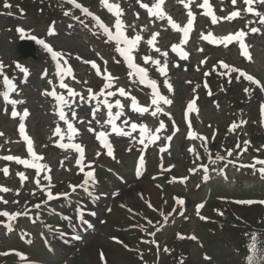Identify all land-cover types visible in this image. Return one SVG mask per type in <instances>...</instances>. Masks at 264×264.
I'll use <instances>...</instances> for the list:
<instances>
[{"label":"rangeland","instance_id":"rangeland-1","mask_svg":"<svg viewBox=\"0 0 264 264\" xmlns=\"http://www.w3.org/2000/svg\"><path fill=\"white\" fill-rule=\"evenodd\" d=\"M16 1L17 2H15V0H7V3L11 4L12 7L5 8V0H0V61H3L4 65L7 66L5 68V74H7L12 67H16L17 63H19L21 67L27 68L28 73L25 74L21 72L17 77H10V79L15 83L17 87V90L13 92L12 99L22 100L24 102L15 106L11 104L7 105V107H5L8 109L7 113H0V133L4 134L3 136H0V157L13 155L23 159L31 160V156L27 152L26 142L22 139L18 131L19 124L23 122L26 126V133L30 134L31 139L34 142L33 146L35 152L39 155H42L43 158L47 159V162L49 163H47L46 165L50 169V171H44L38 174L35 169L26 167L15 161H6L4 159H0V171L7 167L10 173L7 176L4 173L2 174V176L0 174V186H5L10 189L8 192L0 191V197H2V200H0V211H8L10 213H27V215L19 216L16 219L18 220L31 217L32 212L40 209L41 207H43V204L51 200L48 199L47 196L48 190H50L53 195H59L71 188L70 185H76V183L84 177L85 171L87 170L86 167L84 168V171L81 172L79 165L74 166L75 164H77V162L74 164L72 161H69L76 158L74 155L71 156L72 154L65 153L67 149L62 148H60V151L56 152L55 147L52 146L51 143H55L57 140L64 143L72 141L83 142L88 146L89 153H91L92 155L88 159L89 163L93 164L97 162L99 158L105 159L104 157L108 158V156L103 153L102 156L97 159V153L95 152L100 150L102 148V145L101 142L95 140L96 135L93 136V131H90V129L100 130V132L103 131L106 133H110V131H112L111 125L106 122L108 116L104 119L100 118L99 110L98 112H96L95 118H93L92 113L95 109L81 107L83 103L80 101L79 96H77L75 97V103L71 105V108L65 107L64 109L67 113L69 122H71L79 130L78 135H76L73 140L70 141L68 139V136L70 134L67 131V124L59 119L58 105L55 102L54 98H52L50 95H45V92L51 91L52 88L55 87L58 94H63L68 97V93H60V91L64 89L60 88L59 86L60 82L59 80H57V71L50 62L46 63V60H49L47 58L48 54L43 51L41 47L40 51L38 49L39 53H37V56L41 55L42 58L47 59L44 60L40 56L36 59L34 58L33 52L36 50H34V47L32 46V40L29 39L32 35H38L42 37L50 45H52L53 49L63 53V58L61 59L62 63L65 61L66 54L69 56V66L73 71H75L80 83H77L73 86L74 90L82 94L85 98H87L88 95L87 87H91L93 90H96V92L98 91L97 87H95L93 83V79L91 76L93 75L91 64L85 63V61H95L101 67L102 71L107 68L108 73H110L112 77L115 78L114 87L110 89V91H116L117 88L123 87L128 93H130L131 96L136 97L139 105H143L146 99H150L151 93L149 86L135 83L133 80L128 79L122 75L120 69L118 68L119 59L115 58L113 53H111L108 48V43L101 42L100 40H98L97 42L87 41L88 38L77 35L79 31H75V33L73 32L74 30H72V27H69V25H76L77 21H71L68 19H73V17L76 16H79L80 21H83V23L86 22L87 26L91 25L94 28L97 26L90 18H88V16L83 15L79 9H76L71 4L67 3V0H47V2H45V5L38 3V0ZM78 1L85 7L89 8L91 12L97 11L102 17H104L108 23L109 28L115 34L116 29L114 25L116 18H111L108 15V10L103 4H101V7H98V0H77V2ZM52 3H57L67 11L70 10L71 15L65 17L57 16L59 14V8L57 6L47 7V5L49 6ZM22 4H24V6H22ZM9 13L11 14L9 15ZM126 13L128 14V16H130L131 10H128ZM54 16H57L56 20L58 23L52 28H47V19L51 17L53 18ZM137 25L139 27V30L135 29L134 31H132L131 37H134L136 34L143 33L140 32L142 27H140L139 24ZM18 28H22L25 31L23 33H20L17 31ZM53 28L55 34H50L53 31ZM82 32L87 34V32L83 30ZM18 41H20L21 43V47L24 51L25 56H22L21 52H19L20 46L18 44ZM91 43L94 44L93 47L91 46ZM141 44H143V42L140 41L138 49L141 48ZM120 46L124 47L122 45ZM93 49H95L97 52H94ZM133 55L135 57L134 62L136 64L142 67H147L142 62V57L144 55H142L138 50L134 51ZM104 61H106L107 63L105 64ZM44 73H47V75H44ZM221 73L212 72V77L208 76L205 80V83L208 86L207 88L209 89L214 88V79H216V81L218 82V78H220L225 82L224 93H214L213 97L209 96L205 99L203 98L201 101V106L208 109V119L211 120V122L217 123L219 127L222 126L223 130L225 129V127H227L228 124H231L233 122V120H229V117H231V115L233 117L234 114L230 115L227 112L234 109L231 105L232 102L229 100L240 102L245 100L248 101L249 99L251 104L244 108L246 110H251V108L253 107V109L256 110V113L260 112L258 113V115L260 116L258 119L256 113L252 116H250L249 114V116L258 120L259 123L264 127V110H262V106H264V96H262V94H260L256 88H254L249 82L245 81L244 79L240 78L239 80H237L236 73H231V82H229V76L222 75ZM153 75L154 70H148V77L150 78ZM181 75L182 73L176 74L177 77ZM185 77L186 75L183 74L182 78ZM49 81H51L52 83L50 84ZM184 88V84L178 83L179 91H182ZM245 88H249L250 90L248 92H245ZM0 89L3 91H7L6 85H4L3 83V77H0ZM246 96L248 97V99H246ZM189 97H191V95H189ZM68 99L71 101L73 98L68 97ZM181 102L182 100L181 98H179L177 100V106L174 109L176 114L179 113V110L177 109L180 106ZM217 102L223 107L222 109L215 108V106H213V104ZM5 108L3 111H5ZM13 108H15V110L19 111L21 114L23 113L24 109H27L30 115L23 120H21L20 117L13 119L11 117ZM77 108H79V112L83 113L81 114V118L79 120H77L73 115V112H76ZM241 108H243V106ZM246 114L248 113L246 112ZM130 119L131 118L128 117V120ZM177 119L180 120L179 114L177 115ZM151 121H158V117L146 116L142 121V125L147 124ZM57 126L62 129L63 139H61L60 136H56L54 134V130ZM248 131L251 132V129H249ZM218 136H220V134ZM261 142H264V138L261 139ZM220 144L221 143H219L218 141L215 143L216 149H219L218 151H222L224 148L223 145ZM259 148L261 147L259 146ZM247 156L248 160L252 158L251 155ZM122 158V164L120 166L114 165V167H116L120 171L125 172L127 165L134 160V157L125 155L122 156ZM100 162L104 164V161ZM180 162L185 166L186 158L183 157ZM189 164H187V166H189ZM179 167L181 166L179 165ZM17 173H23L27 177V179L22 182ZM103 173L105 174V176H103ZM109 175V172L100 170V181L104 184H107ZM37 177L40 180L39 185H37V183L35 182ZM45 177H50L47 183H43V180H46ZM231 184L232 183H229V185ZM232 185L235 184L233 183ZM231 188L233 190L230 193L222 191L219 196L231 197L235 194V189L237 187ZM239 191L240 189L238 188L237 192ZM261 192L264 194V191ZM146 194H150L151 197L150 198L148 196H145L146 201L152 202L156 206L160 207L163 203L165 204L163 197H161L160 195L148 192L147 190ZM100 195L103 196L104 194L100 193ZM197 198L201 199V197ZM123 200L132 203L133 206L136 203L138 207L142 204L139 200V197H136L134 191L129 192V194H127V197L123 198ZM4 201H7V203H4ZM36 205H40V207L37 208L35 207ZM141 208L143 209V207ZM236 211L238 213L244 212L247 214V216H250L251 213L256 210L237 208ZM113 216L112 218L115 219L112 220L111 227L103 226L101 231L102 235L90 241L91 246L86 248L84 253L82 252V259L86 260V263L87 261H90L89 264H99L100 260L98 257L99 255L97 254L98 249L105 247V251L107 253V257L109 258L110 264H136L133 260L128 259L125 253H122V248L110 247V239L108 237L113 235V231L111 229H113L115 225L117 226L121 224L119 216ZM38 218L42 219V216H37V219ZM16 220L11 221V223H14ZM28 221L29 222L26 221L24 223V228H26L27 223L32 230V227H35V231H38L39 226L35 225L31 219ZM6 222L7 218L0 216V264L5 260L4 258L7 256L3 255L2 253H6V250L8 248L16 247V244H18L16 236L10 239L7 237L9 231L14 232L15 234H17V232L13 229L9 230L5 225ZM180 225L184 226V228H182V231L185 234L190 233L191 230H195V233H197L199 240L198 243H201L203 241V244H205L204 247H200L196 243L193 244L188 242L186 244H183L182 246L180 245V247L184 249L183 251L187 250V253L189 252V261L192 262L187 264H213V261L209 262L203 257L202 253L204 250L207 252L209 251L212 256L219 258L221 261H224L227 264L236 262L237 255H233L232 251L223 244L221 237H212L211 240L209 238L206 239L207 233H209V225H207V227H200L198 226V222L195 220L189 223H184L183 221H181L178 223V226ZM27 228L31 231L29 227ZM168 232L171 234V236L167 240V243L162 242V253L164 259L163 263L167 262V264H169V261L164 255V247H168V249H171L172 246L176 243L175 237L178 235V233L176 232L172 234L171 230H169ZM185 234L181 235L186 238L187 235ZM19 235H27V231L24 230L23 233ZM37 239L41 241L39 237H37ZM137 240L138 238H134V241L139 244ZM40 241H37L33 246L34 251L38 254L35 259L39 261H45L47 264H58L60 260L65 258L62 253H59L58 257L56 258H51L46 254L44 255V257H40L43 256V247ZM191 244L193 246H191ZM180 256L187 257L184 253H180ZM76 257H78L79 260L73 262L70 261L69 264H75V262L77 263L78 261H81V254H78ZM181 257L179 258V261L183 262L184 259L182 260ZM86 263L84 262L83 264ZM238 264L242 263L239 262Z\"/></svg>","mask_w":264,"mask_h":264},{"label":"snow or ice","instance_id":"snow-or-ice-1","mask_svg":"<svg viewBox=\"0 0 264 264\" xmlns=\"http://www.w3.org/2000/svg\"><path fill=\"white\" fill-rule=\"evenodd\" d=\"M137 2L140 4V7L144 8L147 10V13L149 14L150 17H156L159 20H165L167 19L168 24L171 26V28L177 32H181L183 34V39L181 41V44H176L173 45L171 48V51L176 53L180 59H187L188 58V53L186 51L182 50L181 45L182 44H186L188 39H189V33L193 28V21L195 18V14L194 12L191 10V4L195 3V0H189V2H185V0H178L179 3L183 4L184 7L186 9H188L187 12V16L189 17L186 26L181 27V25H179L178 23H176L171 16L167 15V13L162 9V5L165 3V0H156V3H154L152 6L149 5V3H144L143 0H137ZM67 3L73 5L76 9H79L84 15L91 17L95 22H96V26H98L100 29H102L104 35L107 37V40L105 42H109V41H115L117 47H116V51L120 54V56L123 57V59L127 62V66L133 70V72H130L129 75H136L139 77V82L143 85H147L151 88L152 90V99H151V105L155 106L154 110L151 111V115L152 116H156L158 113H163L164 109L161 107V103H163L164 105H171L172 104V100L169 99L167 96L161 94V92L159 91V86L157 84V81L154 79H150L148 77V70L145 67H142L138 64H136L134 62L135 57L133 55V52L138 50V46H139V42L143 39V37L140 34H136L134 37L129 38L126 34V30H125V25L123 24L122 20H121V16L123 14V10L120 8L119 4L116 3H111L110 0H101V3L107 8V10L110 13H113L116 17L115 20V34L113 33V31L109 28V26H107L106 24L103 23V21L101 20V18L99 16H96L94 13H92L89 8L85 7L83 4L77 2V0H67ZM231 3L233 5L236 4V0H231ZM243 3L247 6L246 7V11L252 15H255L256 17L259 18V24L264 25V13L254 9L252 7V5L254 3H259L261 5H264V0H243ZM200 8H207L208 12L206 13L207 15L211 16V21L213 24L217 23V17L213 14V10L211 8V5L209 3V0H203L202 4L197 5ZM5 8H11L12 5L7 3V0H5V4H4ZM22 11V10H21ZM11 13H9L10 15ZM239 12L238 11H233L229 17H226V19H232L234 17L239 16ZM65 16H69L71 15V11H65L64 12ZM139 16V14L137 13V17ZM73 19L80 21V17L76 16L73 17ZM81 23H83V21H80ZM69 27H71V25H69ZM85 27H87V25H85ZM18 32L23 33L25 30L22 28H18L17 29ZM251 32L252 33H259L260 29L253 27L251 28ZM50 34H55L54 33V28L53 31ZM247 35V33L243 30H240L239 32L235 33V34H229L225 37H222L220 39H216L214 38L210 33L208 35H203L202 38L204 40L209 41L210 43L213 44H220L223 43L225 44V46L228 43H231L233 41H237L239 42L240 48L242 49V54L244 57L248 58L249 60H251V55L248 51V47L245 45L244 43V38ZM159 36V33H154L151 35V37L147 40V44L149 46H151L153 48L154 51H156L157 53H160L161 56H163L164 59V63L161 64V60L160 59H153L151 56H143L142 59L144 61L145 64H148L149 62L154 65L156 67V70L160 73L161 76H164L165 78H167V56H168V52L167 51H161L160 48L155 46V42L157 41V37ZM33 39H36L35 37H32ZM38 43H40L41 45H43V47L49 52L51 53V57L54 61H56V68H57V75L60 77V88L63 89H67V93H68V97H72L73 99L70 101L68 99V97H66L63 94H58L55 87L52 88L51 91H46L45 95H50L52 98H54V100L56 101L57 105H58V116L59 119L63 122H65L67 124V131L70 134L68 136V139L71 141L73 140V138L78 135V129L68 120V116L67 113L65 112V107L71 108V105L73 103H75V97L79 96L80 101L83 102L86 98L76 92L74 89L70 88L68 84L64 83V79L65 76H72L73 79L75 78L73 76V70L70 66H67L66 68L63 67L60 63L61 59L63 58V53L54 50L51 45H49L48 43H46L44 40H38ZM120 45H124V47H121ZM202 50V49H201ZM85 63H90L91 67L93 69L96 70L97 75L102 76L105 79V84L103 86V88L99 91V93H96L93 91V89L89 88L88 89V100L89 102H91V100H96L97 101V107L96 109L93 111L92 115L93 118H95L96 112H98L100 110V105L103 104L104 106L107 107V123L111 125V130L113 133H116L118 135H122V136H132L133 132H136L137 129H139L140 132V139H139V143L141 145L145 144V138H146V134H147V139L150 142H156L160 139V135L159 133L163 130L166 129V125L163 121H161L159 123V127L155 130V133L150 132V130L147 128L146 125H138L137 123H131L130 124V129L131 131H125L123 127L117 125L116 121L124 114L123 113V107L124 105L121 103L120 100H116L115 101V105H113V103H110L108 100V97H113L116 96L117 94L121 97H127L130 98L131 100V110L137 113H148L149 112V108L148 107H142L138 105L137 99L134 96H131L130 93H128L123 87L117 88L116 91H106L107 89H112L114 87V80L115 78L112 77V75L110 73H104L101 70V67L95 62V61H85ZM104 63L106 64L107 62L104 61ZM201 63H205V61H201ZM64 64H67V61H64ZM222 69L226 70L223 71L221 74L222 75H226L229 76V82H231V73H238V75L236 76V79L239 80L240 77H244L248 82H250L251 85H254L255 88L259 89L261 92H264V83H262L259 79H257L255 76L248 74L247 72L234 67V66H229L227 63L224 62H220ZM174 66H179V64H176ZM7 66L4 65L3 61H0V77H3V83L4 85H6L7 87V91L0 93V96L3 97V99L8 103L11 104L13 106L18 105L23 103L24 101L22 100H17V99H11V93L15 92L17 90V87L15 85V83L5 74V68ZM16 67L23 73L27 74L28 73V69L27 68H23L19 65V63L16 64ZM44 75H47V73H44ZM49 83L51 84L52 82L49 81ZM165 86L167 87V89L169 91H172V85L170 83H168L167 79H165L164 81ZM189 83H191V81H189ZM205 87L207 88V84H205ZM250 89L249 88H245L244 91L248 92ZM209 95H211V92L209 91L208 93ZM103 96L104 99L101 101L100 97ZM198 98V97H197ZM194 98L192 101H190L187 105V112L188 113H192L194 111H198L197 107H196V99ZM113 107L119 108L121 109V111L116 112L115 114H113ZM262 110H264V106H262ZM8 109L5 108V112L7 113ZM30 115L29 111L27 109L23 110V113L21 114L19 111L15 110V108H13L12 112H11V117L13 119L20 117L21 120H23L24 118H27ZM73 115H75V112H73ZM246 123V121H241V124ZM125 125H128V120L124 121ZM239 125H237L236 123H233L231 125V129L235 130ZM189 127H190V122H189ZM178 130V129H177ZM19 134L20 136L23 137V140L26 141V147H27V152L28 154L31 156V160L29 159H23L20 157H16L13 155H6V156H2L0 157V159H4L6 161H15L21 165H24L26 167L35 169L36 172L39 174L41 172L44 171H50V169L48 168V166L46 164L40 163V161L43 160V157L40 156L39 154H37L34 150V142L33 140L26 134V126L23 122H21L19 124V128H18ZM90 131H95V129H90ZM54 134L56 136H60L61 139H63V133H62V129L57 126L54 130ZM3 133H0V136H3ZM107 133L106 132H99L98 133V139L101 141L102 145L107 149V155L110 157L114 158L113 155V148L110 144V142L107 140ZM189 138L195 139L197 138V133L195 132H190L189 133ZM172 136H168L167 140L171 141ZM204 140H206L207 138H202ZM245 144H250V141H245ZM60 148L62 149H74L77 153H79V160L77 161V164L80 166V170L81 172L84 171V165L81 163V161H83L84 159V148L82 145L77 144V143H59L58 145ZM237 147H239V145H237ZM131 150V149H129ZM247 148L244 149V151H246ZM161 151H166V148H161ZM191 152H195V149H190ZM257 151H260V149H257ZM232 152L228 151V156L231 157ZM197 159H199V156L197 155ZM224 157H220L217 156L216 160H223ZM144 158L141 156L139 159V165L142 168L144 166ZM213 163H215V161H213ZM229 163H232V161H229ZM259 164V165H264V160H260V159H256L254 161V163L252 165H241V167H253L255 168V166ZM201 167L204 169L205 172L208 171V168L206 165H201ZM3 173L7 176L9 175V169L7 167H5L3 170ZM190 171H195V169H192ZM259 172L261 175H264V167H260L259 168ZM17 175L20 177L21 181L23 182L24 180L27 179V177L23 174V173H17ZM86 176L88 178H92L94 177V171H88L86 173ZM46 179H50V177H45ZM37 185L40 184V180L37 177L36 181ZM88 180L86 179L84 184H87ZM84 185H80V187H83ZM72 191H75L77 188V185H70ZM10 189H8L5 186H0V191L2 192H8ZM67 195V194H64ZM47 196L48 199H53V198H58V197H54L53 193L48 190L47 192ZM177 202L180 205L184 204V200L180 199V198H176ZM0 200H2V197H0ZM4 203H7V201H4ZM238 203L241 204H248L251 205L253 203H257V201H252V200H243V201H238ZM259 203L264 204V201H259ZM35 207H40V205H36ZM149 207L151 208L152 205L151 203H149ZM198 207H203V205H199ZM183 213L181 212V215ZM21 215H27V213H20V212H15V213H10L8 211H0V216H3L5 218H7V223H6V227L11 230L12 229V224L11 221L16 220L19 216ZM222 215V213H221ZM165 221L167 220V216L164 217ZM206 219V218H205ZM149 224H151V221H148ZM159 230V229H157ZM151 236H155V233H150ZM77 239L79 237H76ZM178 238H185L183 235L178 234ZM191 239L195 240L197 239L196 236H191ZM151 243L156 244V247L159 248V245L157 242H155L154 240L151 241ZM165 252H169L170 250L165 248L164 249ZM250 251V255L247 257V261L248 264H264V256L260 255L258 253V249H257V245L255 240H253L252 244L250 245L249 248ZM3 255H8L9 253H2ZM20 258L22 260L26 259V257H24L23 254H19ZM103 259V256H102ZM205 259H211V257L205 256ZM182 264V262H181Z\"/></svg>","mask_w":264,"mask_h":264}]
</instances>
